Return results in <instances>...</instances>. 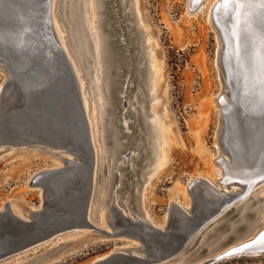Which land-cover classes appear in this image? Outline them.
<instances>
[{
	"label": "water",
	"instance_id": "obj_1",
	"mask_svg": "<svg viewBox=\"0 0 264 264\" xmlns=\"http://www.w3.org/2000/svg\"><path fill=\"white\" fill-rule=\"evenodd\" d=\"M57 1L62 7V0ZM201 1L190 0V8L196 9ZM103 2L98 23L101 32H107L111 62L109 93H105L110 107H106V112L112 115L111 123L118 133L122 147L119 153L129 154L131 149L142 148L140 142L135 143L136 139L144 142L136 127L140 125L142 130L141 123L148 122L141 121L137 106V113L129 107L122 113L131 79L134 85L137 62L130 51L132 46L124 22L130 13L133 19L137 15L132 12V6L128 12L124 11L127 0ZM51 3L52 0H0V68L7 78L0 88V147L5 146L0 154L10 148L37 147L66 155L61 158V165L40 169L29 181L31 188L42 191L44 205L22 216L13 211L10 202L0 210V264L10 263L36 248L50 246L41 255L21 263L49 264L83 246L85 241L71 244L69 238L86 234V230L92 234L91 239L124 236L138 242L129 248L113 250L90 264H172L194 249L190 256L202 255L206 248L198 243L210 220L222 212L226 221L234 218L242 206L238 202L264 181V2L241 0L238 5L237 0H229L225 6L222 0L212 12L220 45L221 80L225 78L231 92L229 105L221 107V101L216 100L222 109V127L216 136L219 154L213 161L221 164L225 186L231 184L236 191L205 194L204 190H212V184L204 177L195 178L188 190L196 198V204L187 209L171 203L163 229L145 218L134 220L112 204L107 217L109 230L99 225L92 209L93 202L98 204L99 183L107 168L101 164V155L92 138V123L84 106L80 77L51 22ZM79 61L81 67H87L84 60ZM91 73L92 69L82 74L86 76V86ZM90 96L89 92V99ZM122 115L131 118L130 131L125 130ZM111 143L108 136L105 144ZM227 158L233 162L231 167L224 165ZM261 199H251L249 206ZM242 229V226L235 228ZM262 234L264 221L253 236L196 264H216L239 255L263 254L264 242H257L250 250L224 255L244 243L258 241ZM60 236L67 239L51 246ZM231 238L228 235L227 241Z\"/></svg>",
	"mask_w": 264,
	"mask_h": 264
},
{
	"label": "rangeland",
	"instance_id": "obj_2",
	"mask_svg": "<svg viewBox=\"0 0 264 264\" xmlns=\"http://www.w3.org/2000/svg\"><path fill=\"white\" fill-rule=\"evenodd\" d=\"M189 1L127 0L124 9L128 12L132 6V12L137 15V18L133 19L130 13L124 22L127 39L132 46L130 51L137 61L133 71L134 85L131 84V79L130 87L126 91L127 100L136 102L131 104V109L137 106L143 111L145 109L150 115H146L148 122L141 123L142 130L140 125L136 127V132L141 134L146 143L140 139L135 141L143 145L140 150L143 157L137 154L138 149H131L136 151L135 159L138 160L139 166H135L132 161L131 166L124 168L123 184L119 193L124 195L122 202L130 205L133 213H139L141 216L146 213L153 225L162 224L166 220L171 203L180 208H193L196 198L190 193L188 186L195 178H209L220 186L217 179L222 168L213 162L219 154L216 136L221 129V109L216 104V98L220 91H224L225 86L218 66L219 39L212 24V3L215 0H204L200 7L194 10L190 8ZM217 4L218 2L216 6ZM106 34L104 31L103 35ZM67 48L70 49L68 44ZM69 53L83 74L82 71L87 68L80 67V61L75 54H71V49ZM5 79L0 68V88ZM91 79L86 86V76H80L84 84V95L88 98V92L91 93V98L86 99V102L87 107L89 105L91 122L99 135L101 130L98 128V112L102 105L99 106L97 102L104 101V93L94 94V89H89ZM120 141L125 142V139ZM101 143L102 141L97 140V148L105 151V146ZM107 146L114 148L117 145L112 142ZM4 147L1 146L0 150ZM125 155L119 153L117 162L130 159L125 158ZM60 161L59 156L42 152L37 147L10 148L1 153L0 210L6 202H10L12 208L13 205L19 208L16 214L22 216L44 205L42 191L39 188H31L29 181L36 171L57 166ZM135 167V174L131 178H128L131 174L125 177L124 173ZM124 182L126 188L123 186ZM253 189V195L263 199L255 203L256 208L264 204V181ZM127 195L132 197L131 204ZM97 214L101 225H105L109 230L106 225L107 218L103 220L100 217V208ZM86 234L71 236V244L81 241L86 243L49 264H90L94 259L113 250L138 244L136 240L124 236L91 239L89 230H86ZM65 239L66 236L57 237L51 242V246ZM49 247L36 248L17 256L13 264L39 256ZM216 264H264V253L230 257Z\"/></svg>",
	"mask_w": 264,
	"mask_h": 264
},
{
	"label": "bare ground",
	"instance_id": "obj_3",
	"mask_svg": "<svg viewBox=\"0 0 264 264\" xmlns=\"http://www.w3.org/2000/svg\"><path fill=\"white\" fill-rule=\"evenodd\" d=\"M66 1L67 0L60 1V3L62 4V7H61V5H59L57 0H52L51 7H50V19H51L54 29L56 30V34L60 40L61 47L63 48V50H65L68 58L71 60L73 67L75 68L79 77L82 76V74H81L79 67H77L74 59L69 53L70 49L72 52L71 54L76 53L75 55L77 59L79 58V60L80 59L84 60L85 62L84 64L87 65V67L85 66L81 67V65L79 64L81 68H87L86 71L84 70L82 71L83 73L88 72V70L92 69V73H91L92 83L90 84V86L94 85V87H92L94 89V94L100 95L101 92L104 93L103 94L104 101L98 102L99 106L102 105V107L99 109V112H98V118H99L98 128L101 130L100 134L98 135L99 132L97 133L94 124H92L91 126H92V131H93L92 138L95 143L96 151L97 153L99 152V155H101V164H105L107 168V173L105 177H103V181H102L103 185H101V182L99 183L100 190L98 192V197H99L98 204L96 205L95 202L92 203L93 216L97 219L101 227L106 228L105 225L103 226L100 223L99 215L97 214L98 208H100V212H101L100 217L101 219L104 220V218L108 217L110 205L113 204L114 206L118 207L119 210L123 214H126L134 218V220L142 219V218H145L148 220L149 218L146 213H144L143 216H141L139 213H133L134 210L132 209L131 211L130 205H127V203L122 202L124 195L122 196L121 193H119L120 188L122 187V184H123L122 171L124 170V168L127 167V165L131 166L130 163L132 161L135 162V163L133 162L135 166L138 164V160L135 159L136 157L135 150L139 148L135 150H131L129 154L125 155V158L130 157V159L128 160L124 159L122 162L119 161V163L117 162L118 154L122 150V147L120 146L119 141H117L118 133L116 129L113 128L114 126L111 123L112 115L106 112V107H110L109 102H108V97L105 95V93L106 94L109 93V86H110L111 79L108 76L109 75L108 73L111 68V62L108 59L109 50H108V44L106 42V35H103V33L101 32V28H99L100 26L98 23V19H99L98 12L102 10L104 6V2L103 0H69L67 2ZM203 1L204 0H202L201 3ZM217 2L219 4L222 2V0H215L212 3V7L216 6ZM96 14L97 16H95ZM67 44L69 45V48H70L69 50L67 48ZM71 44L73 46H71ZM108 61L110 63H108ZM80 82H81V87L83 88L84 84L82 80H80ZM223 83H224L223 86H225L224 91L219 96V99H217L218 103L221 101L219 103V106L221 105V107L225 105H229L230 99H231V92L229 90V87L227 85L225 78L223 80ZM83 98H84V106L86 108L87 107L86 99L88 98L86 95H84V92H83ZM130 102L131 101L127 100V105H125L124 108H122V113H124L128 107L130 108V110H133L135 113H137L135 109L136 106L134 107V109H131L132 103L130 104ZM103 104H104V107H103ZM140 114L142 117L141 121L146 120L147 113L145 112V109L144 111L143 109H140ZM105 117L108 118V121L105 120ZM122 117H123L122 124L125 130L130 131L128 124H129V121H131V118L124 117L123 115ZM150 121H151L150 123H152V120ZM148 126H150V124H148ZM108 136L110 140H112V142H114L115 145L117 146H114V148H110L105 144V141L108 138ZM97 140L99 142L102 141L101 145L104 144L105 151L100 150L101 148L100 149L97 148V144H96ZM140 150L141 148L138 150V153H137L139 154V156L141 154ZM45 152H49V151H45ZM49 153L53 154V152H49ZM54 155L59 156L60 160L61 158L66 157L64 153L54 154ZM213 162L217 164L219 168L221 167V164L219 162L217 161H213ZM232 164L233 162H231L228 158L224 160V165L226 167H231ZM136 171H137V167H135L133 170L131 169L128 173H124V175L125 177H128V175L131 174L130 177H128V178H131V176L135 174ZM219 174L220 176H219V179H217V181L219 182L220 186H218L215 183L216 181H212L211 179L207 178L209 179V182L212 184L213 187H212V190L211 189L204 190L205 194H209L210 192H213L216 195H222L224 192L230 193V192L236 191L235 187H233L231 184L227 185L228 188L225 186V182L224 180H222L223 170H221ZM123 186L126 188V182H124ZM254 190L255 189H251L249 193L247 194V196H245V198H243L242 201L238 202L242 206L238 209L237 215L234 218L226 221V219L222 217L223 215V212H222L210 220L209 222L210 225L202 233V236L198 244V246L200 245L201 247L206 248V251L204 252L203 255L190 256L189 253L193 252L195 250L194 249L193 251H190L187 254H182L181 256H179V258L175 260L172 264H196L212 255L219 254L235 245H238L244 240L253 236L261 228V226L263 225V221H264V204L263 205L261 204L259 208H254L255 204L252 206L251 205L249 206V202L251 201V199L258 197L256 195H253ZM127 198L129 201L132 199L130 195H127ZM130 204H131V201H130ZM95 208H97V210ZM12 209L14 210L15 213H18L17 211H19V208H17L15 205H13ZM248 212L253 213L252 217L247 216L246 213ZM166 221H167V218L165 221H163L162 224L159 225V227L163 229L166 225ZM237 226H242L243 229L241 231H236L235 228ZM221 230H224V232H221ZM228 235L232 236V238L229 241H227ZM250 255L256 256L255 254H245V255H239V256H250ZM15 262L16 261L14 260L8 264H13ZM21 263L23 262H19L18 264H21Z\"/></svg>",
	"mask_w": 264,
	"mask_h": 264
},
{
	"label": "snow or ice",
	"instance_id": "obj_4",
	"mask_svg": "<svg viewBox=\"0 0 264 264\" xmlns=\"http://www.w3.org/2000/svg\"><path fill=\"white\" fill-rule=\"evenodd\" d=\"M262 2H264V0H262ZM224 5L226 6L229 3V0H223ZM237 4H241V0H237ZM257 242H264V234H262L259 238L258 241H253L252 243H244L242 245H240L239 247L233 248L231 251H227L225 252V256H230V255H235L241 251H245V250H250L253 247V244L257 243Z\"/></svg>",
	"mask_w": 264,
	"mask_h": 264
}]
</instances>
